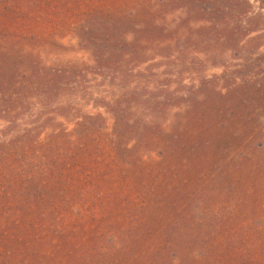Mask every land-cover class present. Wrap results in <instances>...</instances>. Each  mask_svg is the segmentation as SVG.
Instances as JSON below:
<instances>
[{
	"label": "trees",
	"instance_id": "trees-1",
	"mask_svg": "<svg viewBox=\"0 0 264 264\" xmlns=\"http://www.w3.org/2000/svg\"><path fill=\"white\" fill-rule=\"evenodd\" d=\"M256 2L264 11V0ZM93 19L77 32L79 48L94 60L91 75L113 90L115 63L123 61L129 72L118 78L122 85L117 92L94 102L103 113L82 114L69 106L76 94L58 92L53 76L26 75L22 87H13L21 82L14 72L0 76V264H66L61 256L75 264L78 256L67 254L84 244L81 264H111L118 257H140L141 264H264L261 157L253 152L231 158L230 169L240 174L236 181L225 182V170L220 181L212 171L204 174L209 170L200 161L204 153L192 149L191 121L167 129L138 117L143 110L162 115L170 109V82L155 74L160 65L152 62L160 58L172 72L174 53L182 54L183 47L171 53L157 50L148 57L140 46V39L149 35L145 28L127 40L134 26L123 30ZM256 32V40L264 37V29ZM226 43L241 62L221 65L225 94L217 92L220 101L197 106L203 100L196 103L191 93L183 97L190 100L191 115H210L202 124L209 133L231 131L254 138L256 113H264V52L242 59L238 43ZM60 73L62 78L68 71ZM67 84L71 91L79 87L69 79ZM33 111L36 115L20 125ZM105 116L113 120L109 134ZM68 119L74 124L70 131L65 127ZM226 120L239 123L228 128ZM154 155L158 161H145ZM188 171L194 175L191 186L171 184ZM127 179L139 190V205L118 199L124 187L115 182ZM108 196H114L113 202L105 200ZM217 198L227 203L214 209L210 203Z\"/></svg>",
	"mask_w": 264,
	"mask_h": 264
},
{
	"label": "rangeland",
	"instance_id": "rangeland-1",
	"mask_svg": "<svg viewBox=\"0 0 264 264\" xmlns=\"http://www.w3.org/2000/svg\"><path fill=\"white\" fill-rule=\"evenodd\" d=\"M92 16L98 23H115L123 30L134 26V29L129 31L127 40L135 39L133 35L137 30L145 28L149 35L140 39V46L148 57L154 54V51L158 53L157 50H168L171 53L178 51V46L179 49L183 47L182 54L174 53L175 68L172 72L164 69L160 64V58L152 62L160 65L155 74L170 82L169 98L174 101L170 104V109L162 115L143 110L142 115L138 116L140 119L163 124L167 129L179 121H191L195 133L191 141L192 149L196 153L201 151L204 153L200 161L205 162V165H202L203 169L209 171L203 173L208 174L212 171L217 181L224 176L225 182L234 179L236 181L240 176L229 166L231 158H236L237 155H250L255 152L261 157L264 165V113H256L255 127L258 132L254 138L247 135L238 136L231 131H220L215 135L202 126L209 120L210 115L206 111H196L191 115L192 110H188L190 100L188 102L183 97L191 93L194 94L196 103L203 100L197 106L212 105L220 101L217 92L225 94L222 81L219 79L223 72L221 65L233 66L241 62L233 57L226 42L238 43L242 59L251 60L264 52V45L257 49L258 45L264 43V37L255 39L256 31L264 29V11L256 0H0L1 78L4 79L6 75L14 72L21 82L13 87H22L26 75L38 73L53 76L56 79L55 86L59 88L58 92L63 95L76 94L69 106L78 109L82 114L103 113L102 110L93 107L94 102L108 98L113 91L117 92L122 85L118 78L123 74L129 75V72L123 61L115 63L118 66L116 69L118 77L112 82L113 90L102 81V78L91 75L90 68L93 67L94 60L90 52L79 48L77 32L82 25L92 22ZM245 34L248 36L239 44ZM146 67L147 64H144L140 70ZM54 71L61 72L60 74L68 71V74L59 78ZM68 79L77 83L79 87L71 91L73 87L65 85ZM205 82H210L208 84L210 88L204 84ZM135 83L132 82L133 85ZM60 101L62 104L65 103L63 100ZM75 113L78 114L77 111ZM34 114V111L29 112L21 119L20 125H25L27 120H30L29 116ZM105 117L106 134H109L113 120L109 116ZM232 123H239V120H226L228 128H233ZM3 126L4 123L0 122V127ZM65 127L68 131L72 130L73 121L69 119L65 121ZM177 154L180 155V151L177 150ZM145 161L158 159L154 155L153 159L145 158ZM113 168V172L118 174L117 168ZM223 170L226 171L224 176L221 175ZM191 173L186 172L184 177L180 174L171 180V184L179 185L181 182L191 186L194 178ZM126 174H131L130 170H127ZM259 178V182L264 184V168ZM208 180H203L204 184ZM115 183L116 186L124 187L123 197L118 198L124 200L123 204L133 201L139 205L142 202L139 190L135 191L133 188L134 183H130L128 179L125 182L117 180ZM113 197L108 196L105 200L113 202L115 199ZM226 203L223 199L217 198L210 204L216 209ZM74 251L67 254V257L75 253L73 256H78V259L73 263L81 264L79 260L86 253L85 244ZM61 257L68 264V258ZM111 264H141V259L125 257L123 260L118 257L117 261H111Z\"/></svg>",
	"mask_w": 264,
	"mask_h": 264
}]
</instances>
